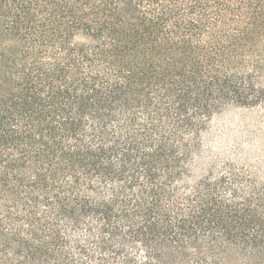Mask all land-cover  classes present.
I'll return each mask as SVG.
<instances>
[{"label":"trees","instance_id":"obj_1","mask_svg":"<svg viewBox=\"0 0 264 264\" xmlns=\"http://www.w3.org/2000/svg\"><path fill=\"white\" fill-rule=\"evenodd\" d=\"M259 107L264 0H0V264H264Z\"/></svg>","mask_w":264,"mask_h":264},{"label":"rangeland","instance_id":"obj_2","mask_svg":"<svg viewBox=\"0 0 264 264\" xmlns=\"http://www.w3.org/2000/svg\"><path fill=\"white\" fill-rule=\"evenodd\" d=\"M259 157L264 158V107L229 108L214 118L204 149L206 160L253 163Z\"/></svg>","mask_w":264,"mask_h":264}]
</instances>
